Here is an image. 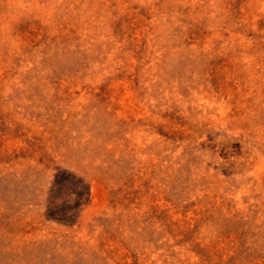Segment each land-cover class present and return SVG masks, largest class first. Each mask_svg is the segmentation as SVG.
Instances as JSON below:
<instances>
[{
  "label": "rangeland",
  "instance_id": "374dc122",
  "mask_svg": "<svg viewBox=\"0 0 264 264\" xmlns=\"http://www.w3.org/2000/svg\"><path fill=\"white\" fill-rule=\"evenodd\" d=\"M0 264H264V0H0Z\"/></svg>",
  "mask_w": 264,
  "mask_h": 264
},
{
  "label": "trees",
  "instance_id": "16d2710c",
  "mask_svg": "<svg viewBox=\"0 0 264 264\" xmlns=\"http://www.w3.org/2000/svg\"><path fill=\"white\" fill-rule=\"evenodd\" d=\"M87 194H88V192H87Z\"/></svg>",
  "mask_w": 264,
  "mask_h": 264
}]
</instances>
